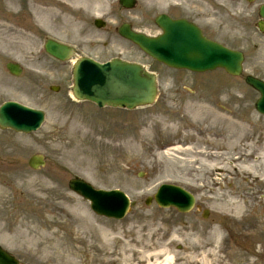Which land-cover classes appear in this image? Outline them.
I'll return each mask as SVG.
<instances>
[{
  "label": "rangeland",
  "instance_id": "obj_1",
  "mask_svg": "<svg viewBox=\"0 0 264 264\" xmlns=\"http://www.w3.org/2000/svg\"><path fill=\"white\" fill-rule=\"evenodd\" d=\"M96 1L104 6L98 12L80 11L77 0H0V21L14 24L13 31H17L6 35L0 29L2 37L16 44L0 45V105L19 101L48 116V123L37 136L6 132V137L0 139V233L4 230L6 241L24 249L29 260L38 264H84L85 260L87 264H118L117 257L111 259L112 254L109 257L106 250L101 251L95 222L119 236L124 231L126 236L120 237L117 244H124L126 255L134 252L130 244L143 243L146 248L142 241L152 243L153 237L162 236L166 237L165 249L176 254V261L188 262L187 254L192 251L189 247H196L194 239L199 234H209V246L215 249L213 264H264V179L258 184L253 182L252 172L241 168L245 162L235 161L240 156L249 157V167L259 164L264 176V165L253 163L259 151L254 152L250 146L264 144V118L254 107L258 94L244 85V77L232 79L220 71L193 75L159 68L118 34V28L129 23L138 32L156 35V14H177L182 4L203 9L212 5L213 10L207 9L216 14V19L208 35L214 31L213 38L243 50L244 76L264 80V36L256 28L257 6L230 0H137L136 7L126 11L119 6V0ZM48 10L57 13L58 18L40 22L38 15L42 17ZM95 18L106 25L97 28ZM221 19L226 24L222 25ZM48 39L74 47L75 58L99 62L120 58L148 66L164 81L160 83L156 105L130 113L100 111L90 103L76 102L71 97L72 65H62L46 56L43 45ZM8 62L23 66L19 78L8 74ZM193 79L202 81L203 89L191 87L196 85ZM50 86H60V91L54 93ZM206 88L218 91L219 97L211 101L209 96L205 99L201 94L198 99L186 92ZM224 109L228 113H222ZM216 114L227 118L231 115L229 122ZM240 116L239 122L231 118ZM199 123L206 126L196 147L183 152L166 151L168 146L181 143L185 124L191 126L190 133L198 135L194 126ZM217 140L222 141L219 148L212 145ZM203 150L205 156H194ZM36 154L47 158L46 167L39 171L28 166V160ZM74 177L84 178L99 189L123 190L135 202L134 209L123 222L95 216L89 203L69 190L68 181ZM245 177L248 186L242 194L237 193ZM161 184L179 185L210 202L209 221L146 206V198L154 195ZM246 194L250 199L244 197ZM235 202L245 208L243 214L227 212V206ZM86 215L93 218L87 219L88 224L95 225L87 232L79 226ZM50 221L54 225L51 228ZM179 223L184 226L178 229L183 241H167ZM145 230L150 233L143 235ZM214 230H219L220 235ZM94 233L98 241L91 238ZM41 234L53 251L42 252L47 263L44 257L41 261L38 254L27 251ZM131 236L137 239L131 241ZM133 261L119 260L120 264H134Z\"/></svg>",
  "mask_w": 264,
  "mask_h": 264
},
{
  "label": "water",
  "instance_id": "obj_2",
  "mask_svg": "<svg viewBox=\"0 0 264 264\" xmlns=\"http://www.w3.org/2000/svg\"><path fill=\"white\" fill-rule=\"evenodd\" d=\"M264 15V8L262 10ZM164 35L157 39H149L142 35L132 33L129 27H124L121 34L126 38L140 45L147 53L154 56L161 62L176 68H188L195 71L215 69L223 66L231 74L241 72L242 56L238 53L230 52L216 44L202 40L199 35L192 34L191 37H182L177 34V28L171 21L163 22ZM179 32H181L179 30ZM178 35V36H177ZM181 42V43H179ZM179 46L180 50L176 46ZM175 47V48H174ZM49 53L60 58L69 57L72 52L69 48L49 42L47 45ZM176 54L169 57L166 54ZM165 55L167 57H165ZM188 64H186V62ZM19 72V70H18ZM76 88L75 94L78 98H86L103 104H118L133 108L137 105L152 102L155 96L154 78L143 73L140 67L115 61L111 64L99 65L92 61L81 60L75 68ZM248 79V82L256 88L262 89L259 82ZM264 91L260 103V109L264 111ZM42 114L36 113L18 104H6L0 110V126L11 127L17 131L29 132L39 127ZM71 188H78L94 201L98 200L99 194L93 192L88 186L83 184L73 185ZM170 187H165L158 199L163 205H176L180 211H186L189 203V196L180 191H171ZM167 193L176 195L178 202L164 200ZM100 210V209H99ZM116 215H122L116 212Z\"/></svg>",
  "mask_w": 264,
  "mask_h": 264
},
{
  "label": "bare ground",
  "instance_id": "obj_3",
  "mask_svg": "<svg viewBox=\"0 0 264 264\" xmlns=\"http://www.w3.org/2000/svg\"><path fill=\"white\" fill-rule=\"evenodd\" d=\"M77 1H78L79 6H80L79 10L83 11V12H91V11L92 12H98L99 10L103 9V7H104L103 4L102 5H98L96 0H77ZM45 18H46L47 21H50V20H53V19H57L58 16H57V13H54V11H52V10H48L46 13L42 14V17L40 16V14L38 15V19H39L40 22H42L43 19H45ZM0 29L6 35L13 34V32L15 34H17V31L16 32L13 31L14 30V24H5V23L0 21ZM1 35L2 34H0V45H2V46H7V44L8 45H11V44L16 45L11 40H9L7 38H4ZM212 142H213V144H212L213 147H216V148H219V146H221V144H222L221 140L212 141ZM250 146H253L254 152H256L257 150L259 151V154H258V156H256V158H254L255 162H253V163L256 164V163H260L261 162L264 165V144L262 146L261 145L256 146L255 144L250 145ZM177 150L178 149H175L173 151H177ZM200 155H201V153H199V154L195 153L194 154L195 157H198ZM249 160H250V158L247 157V156H240V158L236 159L235 161H239V163L245 162V165L241 164V168L242 169H247V171L252 172V174H253V182L258 184L262 178L264 179V176L259 172V167L258 166H260V165L258 164L257 167L256 166H250L249 167V164L252 163V161H249ZM235 161H234V163H235ZM196 164H198V163H196ZM245 186H248L246 177L244 179L242 178L241 184H239V186L236 188L237 189V193H241L242 194ZM244 197H247L246 199H250V197L247 196V194ZM246 204L248 205V202ZM231 207L227 206V212H235L238 215L244 213L245 208L240 203L235 202V204H232ZM245 216H243V217H245ZM88 218H89V215H86L84 222L83 223L81 222V224H79L80 228L82 230L86 231V232L90 231V229L92 228V226H90V224H88V222H87ZM49 226H50V228H51V226H54L52 224V221L49 222ZM99 230L100 231H98V233L100 234V240H101L100 247L102 248L103 251L104 250L108 251L109 248L113 244L112 242L114 241V235L111 233V231L109 229H107V227L103 226ZM214 232L217 235H220L219 230H214ZM94 235L98 238L97 233H94ZM208 240L209 239H207V242H206V248H207L206 252H210V251L215 252V249H212V246H209ZM218 240L219 239L217 238V241ZM209 247L211 249H209ZM213 247L214 248L216 247L215 243H214ZM109 264H111V262H109ZM164 264H171V258L167 257Z\"/></svg>",
  "mask_w": 264,
  "mask_h": 264
}]
</instances>
